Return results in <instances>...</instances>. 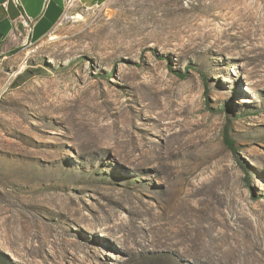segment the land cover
<instances>
[{"label":"rangeland","instance_id":"374dc122","mask_svg":"<svg viewBox=\"0 0 264 264\" xmlns=\"http://www.w3.org/2000/svg\"><path fill=\"white\" fill-rule=\"evenodd\" d=\"M64 16L0 62V264H264V0Z\"/></svg>","mask_w":264,"mask_h":264},{"label":"crops","instance_id":"0c3cea01","mask_svg":"<svg viewBox=\"0 0 264 264\" xmlns=\"http://www.w3.org/2000/svg\"><path fill=\"white\" fill-rule=\"evenodd\" d=\"M104 1L106 0H77L76 5L90 10ZM67 6V0H0V62H11L19 52L42 42L60 22L68 10ZM24 16L31 20L32 25L27 36L22 23ZM36 67L34 70L19 72L16 80L12 79L11 85L24 83L36 73L44 72ZM2 72L6 76L9 74V70ZM1 78L3 80L2 76Z\"/></svg>","mask_w":264,"mask_h":264},{"label":"built area","instance_id":"2783aa9c","mask_svg":"<svg viewBox=\"0 0 264 264\" xmlns=\"http://www.w3.org/2000/svg\"><path fill=\"white\" fill-rule=\"evenodd\" d=\"M76 2H77V0H67V5H68L67 8L69 9L72 6H75L76 5ZM64 15L61 18V20L65 17ZM22 21H23L22 23H23V26H24V31H25V34L27 36V35H29V33L31 31V26H32L31 25V20L29 18H27V17L24 16L22 18ZM14 75L15 74H8L7 80L4 83H2L1 71H0V92H3L4 90L10 88L12 79L15 77Z\"/></svg>","mask_w":264,"mask_h":264},{"label":"trees","instance_id":"16d2710c","mask_svg":"<svg viewBox=\"0 0 264 264\" xmlns=\"http://www.w3.org/2000/svg\"><path fill=\"white\" fill-rule=\"evenodd\" d=\"M182 77H184V76H182ZM224 139H225L224 141H225L226 145H227L231 150L234 151V150H235L234 142L228 138V135H227V134L225 135V138H224Z\"/></svg>","mask_w":264,"mask_h":264},{"label":"bare ground","instance_id":"6f19581e","mask_svg":"<svg viewBox=\"0 0 264 264\" xmlns=\"http://www.w3.org/2000/svg\"><path fill=\"white\" fill-rule=\"evenodd\" d=\"M9 74H15V72L14 71H12V72H10ZM4 93H5V90L3 91V92H0V100L2 99V97H3V95H4ZM133 140V139H132ZM141 143V142H140ZM141 146V145H140ZM195 243V242H194ZM189 251V250H188ZM184 252H186V251H184ZM180 253H182V251L180 252ZM185 254V253H184ZM183 255V254H182Z\"/></svg>","mask_w":264,"mask_h":264}]
</instances>
